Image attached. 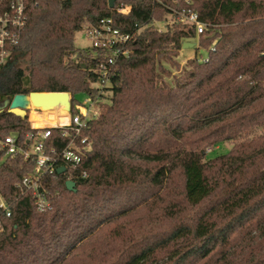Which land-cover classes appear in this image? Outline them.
Masks as SVG:
<instances>
[{
    "label": "trees",
    "instance_id": "16d2710c",
    "mask_svg": "<svg viewBox=\"0 0 264 264\" xmlns=\"http://www.w3.org/2000/svg\"><path fill=\"white\" fill-rule=\"evenodd\" d=\"M25 1L13 50L26 67L0 73V101L53 91L75 105L82 92L100 112L79 135L52 128L46 138L50 152L72 138L89 146L74 168L45 178L46 212L17 186L33 158L0 148V194L12 211L0 264H264V0H191L208 24L198 39L172 15L187 0ZM121 3L131 9L118 12ZM105 17L134 34L133 52L118 59L111 85L96 87L109 53L78 47L75 35ZM190 39L208 59L166 81ZM40 131L0 105V141L16 133L28 149ZM224 142L231 149L208 158Z\"/></svg>",
    "mask_w": 264,
    "mask_h": 264
},
{
    "label": "built area",
    "instance_id": "2783aa9c",
    "mask_svg": "<svg viewBox=\"0 0 264 264\" xmlns=\"http://www.w3.org/2000/svg\"><path fill=\"white\" fill-rule=\"evenodd\" d=\"M156 1L161 2V0ZM191 3V0H187V6L179 10L173 9L172 15L176 21L194 26L198 39L206 31L208 24L200 20L196 10L190 8ZM3 4L4 0H0V73L9 67V63L14 57L13 47L18 44L28 21L25 0H9L7 4ZM130 9L131 7L124 3L117 6V11L122 13L128 12ZM84 27L86 29L85 35L91 43L90 47L104 49L109 53L108 58L100 66L101 81L94 85L96 87L109 86L111 85V76L117 70L118 59L129 57L133 52V49L129 48L128 45L133 40L134 34L122 32L115 27L112 17H105L97 24H86ZM214 44L215 42L213 46ZM200 50L203 53L204 49ZM207 59V55L201 58V60ZM87 97L84 103L76 102L74 112L70 114L68 123L43 128L31 126L32 128L43 129V131L38 132L33 137V142L28 149L17 142L18 135L16 133H11L0 141V148L5 151V156L23 154L25 158H33L35 162L33 170L25 175L17 186L31 194L34 205L40 212H46L52 208L45 178L58 172L59 167L63 166L67 170L66 165H68L74 168L82 161L85 149L89 147L79 145L75 138H72L61 152H56L54 149L50 152L46 148L45 140L51 134L52 128L64 129L66 136H70V128L75 131V135L81 133L88 121L100 112L95 110V107L99 105L98 99ZM71 99L72 96H70V101ZM85 141L86 139H83L82 143ZM59 159L62 161L60 165L57 164ZM11 214L9 203L0 194V232L4 229L3 219L10 217Z\"/></svg>",
    "mask_w": 264,
    "mask_h": 264
},
{
    "label": "rangeland",
    "instance_id": "374dc122",
    "mask_svg": "<svg viewBox=\"0 0 264 264\" xmlns=\"http://www.w3.org/2000/svg\"><path fill=\"white\" fill-rule=\"evenodd\" d=\"M170 18L171 17H169V19ZM156 25L160 29H163L165 27L164 23H162V22H157ZM85 33H86L85 27H83L82 30H80V31H78L76 33V35H75V44L78 47H81V48L90 47L91 43H90L89 39L86 37ZM186 41H191V42H196L197 43V40H193V39L186 40ZM197 45H196V47H193V48H187V49H184V50L182 49L181 50L179 56L176 58L177 61L179 62V67L171 66L168 63L166 64V66L171 70V75L166 77V81L172 82L173 81V76H180L183 73V70L188 66L187 63H188V61L190 59L195 58V57H197L199 59H201L202 57H206L207 52L204 50L203 53H201V50L198 49ZM24 59H25V57H20V58H18L17 61L16 60L14 61V57H13L12 60L10 61L9 68H11L12 66L25 68L26 67V63L24 62ZM0 94H1V92H0ZM106 94H108V93L106 92ZM70 96H72V93H70ZM74 98H75V100L77 102L84 103L88 97H87V95L85 93L81 92V93L75 94ZM3 104H4V102L0 101V105L2 107H3ZM65 109L68 112L67 113L68 117H67V120L65 122L60 123V124L68 123L69 119H70V114H72L74 112V105H73L72 99L70 101V107L69 108H65ZM95 110L100 111V105L96 106ZM33 111L43 112V110L41 108H38V107L34 108V107L31 106L29 109H27L28 122H29L30 126H33L31 118H30L31 112H33ZM40 128H43V127H40ZM232 144L233 143H231V142H224V143L220 144L219 146L213 148L212 150H209L208 151V158H212V157H215L217 155L227 153L231 149Z\"/></svg>",
    "mask_w": 264,
    "mask_h": 264
},
{
    "label": "water",
    "instance_id": "95a60500",
    "mask_svg": "<svg viewBox=\"0 0 264 264\" xmlns=\"http://www.w3.org/2000/svg\"><path fill=\"white\" fill-rule=\"evenodd\" d=\"M119 0H108V4L110 8H114L116 2ZM196 42L185 41L183 43V50L187 48L196 47ZM10 64V63H9ZM61 96V100L64 103L65 108L70 107V93L69 92H31L29 94H16L13 98H7L4 101L3 107L9 108V111L19 115L26 116L28 115L27 109L31 107L32 102H41L45 105H54L57 98ZM66 171L65 167H59L58 173H64ZM67 188L70 191L75 190L76 183L73 180L67 181Z\"/></svg>",
    "mask_w": 264,
    "mask_h": 264
},
{
    "label": "bare ground",
    "instance_id": "6f19581e",
    "mask_svg": "<svg viewBox=\"0 0 264 264\" xmlns=\"http://www.w3.org/2000/svg\"><path fill=\"white\" fill-rule=\"evenodd\" d=\"M59 96L54 105H45L41 102H32L31 106L41 108L43 112L33 111L30 118L34 127L54 126L67 120V110Z\"/></svg>",
    "mask_w": 264,
    "mask_h": 264
}]
</instances>
